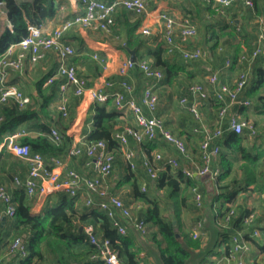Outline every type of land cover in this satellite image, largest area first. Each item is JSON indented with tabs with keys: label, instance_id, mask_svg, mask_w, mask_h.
Listing matches in <instances>:
<instances>
[{
	"label": "built area",
	"instance_id": "obj_1",
	"mask_svg": "<svg viewBox=\"0 0 264 264\" xmlns=\"http://www.w3.org/2000/svg\"><path fill=\"white\" fill-rule=\"evenodd\" d=\"M74 6V13L61 18L50 30L43 31V24H29L27 34L17 43L10 44L7 49L0 54V104L13 99L18 106H26L30 98L17 85L8 80L10 71H20L25 61L35 63L40 60L48 51H53L57 65L55 71L47 76L43 85H47L54 80H58L60 99L57 104V111L63 116L68 115V95L80 99L79 107L90 110L93 103H102L111 98L113 105L119 111L131 112L134 117V125L127 124L121 130L113 132L114 139L122 148V155L131 170L137 166L143 168L151 178H157L159 170L164 166L170 167L173 171H180L185 177L201 179L208 177L215 179L219 173V167L215 165L220 154V140L224 133L232 131L236 134L248 133L249 136H256L258 127L251 119L243 117L240 108H248L251 99L244 97L243 93L247 87L248 77L253 62L259 57L262 58L264 68V15L257 17V35L252 42V49L248 52L245 48L237 55L236 65L239 66L236 76L231 82L220 79L221 71L232 66V58L226 57L221 67L211 70L206 81H195L187 85L186 92L178 99L182 105L194 118L195 124L192 131L198 134V151L195 156L187 145L185 139L173 133L165 125L163 117L156 113L159 101L155 85L160 83L163 72L160 68L153 67L148 59L131 60L129 56L119 60L117 73L121 78L113 79L106 77L100 84L89 85L87 79L81 75L74 63L67 59L74 54V47L66 42L64 33L74 25L98 29L108 32L115 22L114 12L118 5L126 10L141 15L146 11L148 0H68ZM204 4L213 9L215 13H225L226 9L233 5L236 0H201ZM245 5L252 7L253 0H243ZM0 16L5 12L1 8ZM163 24V38L166 44V52L174 54L178 52L185 61L198 60L207 57V48L200 45L187 47L197 34V27L193 20L188 17L176 18L167 11L160 10L157 14ZM6 25L10 23L6 20ZM240 30V27H237ZM147 27L142 28V33H149ZM16 55H13L15 50ZM224 50L223 44H217L216 51ZM92 59L105 69L108 66L106 55L98 52L91 54ZM137 67L144 77L152 80V84L143 87L140 101L136 99V85L129 79V72ZM208 84L212 85V91ZM70 89V90H69ZM217 102L213 123L205 121L201 112V105L211 94ZM27 132L22 128L12 133H6L0 144L15 156L22 158L26 164V174L24 178L14 175L12 183L16 187L23 188L29 198L36 196V203L42 202L46 196L65 192L70 196L86 193L84 204L102 209L112 219L113 227L120 234H127V224H131L141 236L147 234V223L139 219L132 212V207L138 209L141 203L135 201L133 204L125 202L120 196L112 192L108 186V177L114 169L115 152L110 149L105 140L99 139L92 142L74 143L70 146L64 156L45 155L39 151L32 150L31 146L20 141V137ZM50 136L55 143L61 142L60 131L52 127ZM164 142L172 148L176 154H166L162 149H154L152 157H142L138 165L136 152L130 147V141L142 144L146 141ZM84 155L85 172H80L69 166L66 160ZM184 158L188 163H182L179 159ZM145 190V186L141 187ZM193 200L197 207L203 203V194L197 186L191 187ZM15 213V202L12 194L5 184L0 183V222L3 217H12ZM235 215V208L230 206L221 222L228 226L229 221ZM255 213L250 212L244 217L246 225H252L255 220ZM124 220V221H123ZM202 227V221L197 220L193 227V237L198 236ZM90 242L93 243L97 252L92 257L101 259L105 264H122L121 256L117 249L113 248L108 238H99L94 233L92 224L84 227ZM258 230L253 228L252 235H257ZM249 249L248 241L243 237V233L238 231L230 237V251L226 257L217 258L214 261H206L202 264H221L222 260L238 261L237 255ZM9 255L25 256L27 247L20 236H14L8 247Z\"/></svg>",
	"mask_w": 264,
	"mask_h": 264
},
{
	"label": "trees",
	"instance_id": "obj_2",
	"mask_svg": "<svg viewBox=\"0 0 264 264\" xmlns=\"http://www.w3.org/2000/svg\"><path fill=\"white\" fill-rule=\"evenodd\" d=\"M0 2L10 23L7 26L0 18V54L10 44L19 42L27 34L29 24H43L46 20L55 18L60 4L59 0H0ZM120 17L123 23L122 30H125V35L129 36L125 39L124 44L135 50V60L148 59L151 66L162 70V84L172 85L181 76L193 78L192 72L184 64L166 55L165 43L153 47L145 45L142 38H137L131 42L130 35L137 29L139 22H127L128 13L125 10L119 15ZM118 25L117 20L109 31L120 36ZM240 26L241 24L236 22L235 17L229 18L224 25V27H227L226 35L229 38L236 37L240 34L237 30V27ZM214 37L217 39L219 34L218 36L214 34ZM215 44L217 46V43ZM245 49L250 52L252 45L246 46ZM241 50L240 47L239 52ZM225 52V48L219 52L223 55L222 63L226 57H231L232 65L236 64L239 52L234 56L227 55ZM257 63L260 66L258 65L255 68ZM252 67L255 68L254 73L257 75L256 82H252V86L246 88L243 93L244 97L250 99L258 93L259 86L264 83L262 58L256 59ZM132 73L133 75H142L137 67L132 69ZM191 82L195 81L192 80ZM187 85L184 89L185 92ZM56 87V80L44 87L42 86V80H40L37 83V93L40 98L31 97L29 103L24 107L18 106L13 99L0 104V143L4 134L23 128L27 134L22 135L19 139L28 143L32 150L45 155L64 156L71 146V137L66 134L64 127H60L59 130L61 142L55 143L50 136L51 128L62 118L61 114H58L56 118L52 117L49 110V103L54 99ZM185 92L183 91L181 95ZM204 103L211 109H216L217 102L213 98L212 92ZM89 112L83 126V142L103 139L116 154L117 151L121 150V146L114 139L113 132L119 127L121 111L116 109L111 98H108L102 103H93ZM190 116L192 115L190 114ZM29 132H34L35 135H29ZM191 137L193 136L190 134L185 135V138L189 139ZM220 144V154L217 158L220 168L215 183L217 188L222 189L227 187L221 181L230 173L235 154L247 159L248 163H253L263 155V152L259 151L254 156L251 155L243 145V136L232 131L224 133ZM139 145L142 146L143 152L146 153L145 156L148 158L152 157L151 151L157 147L154 141H146ZM141 160L142 157L136 160L139 161L138 165ZM22 161H24L22 158L9 151L0 150V171L7 178L12 179L18 168H24ZM246 165L242 166L246 167ZM170 170H172L170 167L164 166L155 178L156 189L160 190L165 187L166 193H158V196L151 197L138 188L135 177L130 178V176H133V170L126 163L123 179L129 182V194L136 201L146 204V207L138 209L137 214L133 212L134 215L148 224L145 238L139 236L140 244L128 233L120 234L117 232L112 225V219L104 210L95 206H86L83 200L85 197L83 198L80 193L74 196L63 194L59 204L41 213H33L30 211L28 204L29 197L24 189L20 187H15L12 190L15 213L12 220H5L4 224L7 231H4L0 238L12 235V239L18 235L23 239L27 247V254L21 257L18 264H105L101 259L92 257V254L97 252V248L90 242L89 236L83 228L86 224H92L94 233L101 239L108 238L112 247L118 250L122 264H146V256L151 254L156 256L158 264H185V261L195 249L200 247L202 242L199 234L193 237L192 232H184L179 222L181 205L185 204L187 200L185 191L188 187L193 186L195 181L192 178L185 177L180 171L174 170L171 172ZM238 191L237 188L221 194L223 208L217 210L215 218L217 226L221 228L222 242L226 243L225 250L228 252L230 249L228 236L233 234L230 229H233L234 233L242 232L243 237L255 245L258 251L257 254L260 255L259 262L254 258L251 264H264V241L260 243L253 236H250L253 225H246L243 220L245 216L252 212L250 209L242 207L231 218L228 226L222 225L221 220ZM162 200L167 205L169 204L168 208L172 212L170 217L162 213ZM261 231L264 236V226L261 227ZM8 247L9 243L7 250Z\"/></svg>",
	"mask_w": 264,
	"mask_h": 264
},
{
	"label": "crops",
	"instance_id": "obj_3",
	"mask_svg": "<svg viewBox=\"0 0 264 264\" xmlns=\"http://www.w3.org/2000/svg\"><path fill=\"white\" fill-rule=\"evenodd\" d=\"M59 2L60 4L57 9L56 17L46 20L43 23V31H50L61 18L74 13L75 9L71 2H69L68 0H59ZM253 2V6L248 7L245 5L243 0H236L232 6L226 9L225 13H215L212 8L204 4L201 0H148L146 11L141 15H136L126 10L121 5H118L114 12V17L115 21L117 22L118 20L119 23L118 28L120 29V36L110 31L106 32L93 28H85L80 25H74L64 33L65 41L69 42L74 47V54L67 60L75 64L78 72L87 79V83L89 85H94V83L100 84L106 77H110L113 79L121 78V76L117 73L118 63L120 59L129 56L126 48L130 47L124 44L125 39H127V37L129 36L127 34L125 35V30H122L123 23L122 18H119V15L122 13V11L125 10L128 13L127 22H139L137 29L132 33V35H130L129 39L131 40V42L135 41L137 38H142L145 41V45L156 47L162 43H165L163 38V24L162 21L157 17L158 12L160 10H164L172 14L176 18L184 16L190 17L197 27V34L193 38H191L190 42H188L186 46L193 47L194 45H200L204 48H207L209 52V55L207 57L193 61L183 60L178 52L174 54L166 53V55L184 64L186 68L192 72L193 78H195L194 81H206V76L211 70L216 67L218 68L222 66L223 55L216 51L217 46H215V43L223 44L224 48L226 49L225 53L231 56L236 55L239 52L240 47L244 49L246 48V46L252 45V42L257 35V17L260 15H264V0H253ZM1 8L5 12V9L2 6ZM231 17L236 18V22L241 24V28L239 30V35L229 38L226 35L227 27H224V25L225 22ZM0 18L6 24V12L2 16H0ZM252 18L256 21L254 32L251 35H247V33L245 35L243 31L247 32V26L250 25L249 22H251ZM144 27H147L150 32L147 34L142 33V28ZM214 34H216L217 36L219 34V37L216 39V37H214ZM17 50L18 49L15 50L13 55H16ZM93 52H98L101 55L107 56V68L103 69L98 62L92 59L91 54ZM56 65L57 59L54 52L48 51L44 57H42L35 63L25 61L23 64V68L20 71H10L8 80L10 83L17 85L27 96H29L30 99L33 96L40 98L37 93V83L42 80V86L44 87L45 85H43V81L45 77L55 71ZM253 67L251 68L250 74H253L255 70V68ZM238 70L239 66L236 64H233L228 68H224L221 71L220 79L231 82L236 76ZM133 76L134 75L131 70L126 78L135 83L137 87L135 92L136 99L140 101V95L143 87L147 84H152L153 81L144 77V75L142 74L141 76L146 79V82L148 83L138 84L136 83ZM56 82L57 87L55 90V96L53 101H50L49 103V110L52 113V117L55 118L58 117V114L60 115V113L57 111V104L61 96L58 89V80H56ZM159 84L160 83L155 85V90L159 97L156 113L164 118L165 125L167 128H169L166 124V117L172 114V107L174 102L169 97L168 90H166L167 92H160L161 87L170 88V85L162 83L160 85ZM208 87L212 91V85L208 84ZM67 95L68 115L66 117L60 115L62 118H60V121H58L54 125V127L58 130H60V127H64V131L66 132V134L71 137L72 145L74 143L83 142V126L90 113V110L88 111L86 109H81L79 107L80 99L70 94V92H67ZM259 102L260 103H258L257 114H262L264 113V102ZM181 107L186 111V109L182 105ZM250 109L247 108L246 111V108H240V112L244 114V112H249ZM201 112L203 113L205 121L209 124H212L215 117L214 108L211 109V107H208V105L203 102V104L201 105ZM121 113L122 115L119 118L120 123L118 129L121 130L127 124L134 125V117L132 116L131 112L128 111L125 113ZM251 119L256 123L258 127L257 135L249 136L246 132L241 135L243 136V145L248 149L250 154L254 156L259 151H262L264 153V120L262 122L257 120L255 115ZM193 124L194 120L190 126H188V124L185 125L183 120H181L179 121L178 126L172 125L171 129L174 130V132L172 130L173 133L180 135L185 139L191 152L196 156L200 136L192 131ZM28 134L35 135L34 132H29ZM186 134H190L193 137L189 139L185 138ZM130 142L136 152V159H140V157L146 155V153L143 152L141 145L133 141ZM160 142L162 141H158L157 147H155V149H160L158 147L160 145ZM0 150L7 151L4 148H0ZM171 150L172 152H170L169 154H176V152L172 148ZM234 156L235 158L233 159L230 173L221 181V183L226 185L227 187H224L222 189L217 188L215 179L213 180L208 177H203L199 180L193 179L195 181V184L193 186H197L203 194V203L201 207H197L193 200V194L191 191V187L193 186L188 187V189L185 191L187 200L185 201V204L181 205L179 211V222L181 229L184 232L190 233L193 231V227L195 226L196 221H202V227L199 230V235L202 238L201 245L199 248L193 251L191 256L185 261V264H202L206 261L211 262L217 258L226 257L229 253L230 249L228 250V252H226V243L222 242L223 235L221 234V228L217 226L215 214L219 208H223V197L221 196V194H225L232 189L238 188L239 191L236 193L233 201L229 204V207L233 206L235 208V214L242 207H246L254 212L256 217L252 224L253 227L250 230V236H253L260 243L264 241V236L261 231V227L264 226V166H262V157L257 158L253 163H248L247 159L243 158L241 155L235 154ZM85 159L86 158L84 155H78L71 160L66 161L69 166H71L75 170L85 172ZM179 159L182 163H188L187 160L182 157L180 158V156ZM120 160L125 161L124 158ZM217 161L218 159L214 164L219 167L220 164L218 163L219 161ZM115 162H118V165L121 163L119 160H117L116 157ZM22 163L24 165V168H18L15 175H19L21 178H24L26 174L27 164L25 161H22ZM247 163L248 165H246ZM242 165H246V167H243ZM113 170H115V163ZM135 170H133L132 172L133 176H130L131 179H133V177L137 175L136 173H138V170H142L147 177L146 180L148 181V183L151 182V184L155 187V194L166 193L165 187L161 188L160 190L156 189L155 179H150L143 168L137 166ZM170 171L173 172V170ZM124 175L125 172H122L118 176V182H114L113 173H111L107 180L108 186L112 192L120 196L125 202L133 204L136 200L131 194H129V182L128 180L123 179ZM139 180V177H137L136 182L139 183ZM0 183L5 184L11 194L13 188L16 187L12 183V179L7 178L1 171ZM119 184L125 186V192H122L123 190L121 187H119ZM145 184L146 183L144 181L141 182L140 189L142 186H145ZM144 191H146V188ZM63 194L67 193H52L43 198L42 202L38 204L36 203V196L34 198H29L28 204L30 207V211L33 213H41L44 210L59 204L61 196ZM80 194L83 196V198L86 197V193L84 191H81ZM140 203L141 207H139L138 209L146 207L145 203ZM168 205L166 203L164 206L161 204V207L163 206L166 208L165 210H163L162 208V213L170 217V214L172 212L168 208ZM207 205H209L208 208H206ZM138 209L132 207V212H134V214H137ZM12 218L13 217L6 216L2 225V221L0 222V235H2L4 231H7V228H5L4 224L5 220H12ZM253 228L258 230L257 235H252ZM127 230V233L132 236L137 243L140 244V233L131 224H127ZM230 230L231 233H234L233 229ZM8 237L10 238L6 244V249L3 248L4 246H0V264H18L21 256L8 254L7 246L12 236L9 235ZM230 237L231 236H228L229 248ZM247 241L249 243V249L237 255V259L238 261L240 260V263L234 260L227 261L223 259L221 264H251L254 258L259 262L260 255L257 254L258 251L255 245L248 239ZM152 249L154 250L153 246ZM145 263L158 264L157 258L154 254L146 256Z\"/></svg>",
	"mask_w": 264,
	"mask_h": 264
},
{
	"label": "rangeland",
	"instance_id": "obj_4",
	"mask_svg": "<svg viewBox=\"0 0 264 264\" xmlns=\"http://www.w3.org/2000/svg\"><path fill=\"white\" fill-rule=\"evenodd\" d=\"M254 19H256V18H254ZM256 21L255 20H253V18L251 19V22H249L250 23V25H248L247 27V32L245 31H243V33L246 35V33H247V35H251L253 32H254V28H255V23ZM259 65V63H257L256 64V67L255 68H257V66ZM260 66V65H259ZM255 72V71H254ZM254 72H253V74L251 73V74H249V77H248V83H247V87L246 88H249V87H251L252 86V82H256V79H257V75L256 74H254ZM134 79H135V81H136V83H148V82H146L147 80L146 79H144L141 75H137V74H135L134 76ZM195 78H185L184 76H181L180 78H179V80L176 82V83H174V84H172V85H170V88H163V87H161L160 88V92H167L166 90H168V92H169V97L173 100V102H174V104H173V107H172V114L171 115H168L167 117H166V124H167V126L171 129L172 127V125L173 126H178V124H179V121H181V120H183V122H184V124L186 125V124H188V126H190L192 123H193V117L192 116H190V114L188 113V112H186L182 107H181V105L179 104V102H178V99H179V96L182 94V92L184 91V89H185V86L188 84V83H190L192 80H194ZM160 85V84H159ZM161 95H162V93H161ZM264 100V83H262L260 86H259V88H258V93L254 96V97H252L251 98V104L249 105V112H244V115H243V117H246L247 116V118L248 117H251V118H253V116L255 115V117L257 118V120H259V121H263L264 120V113H262V114H257V108H258V103H260L259 101H262V103L264 102L263 101ZM246 111H247V108H246ZM249 114V115H248ZM251 114V115H250ZM128 121H129V119H128ZM173 129H171V131H172ZM173 132H174V130H173ZM177 133V132H176ZM130 147H132V145H131V142H130ZM160 149H162V150H164L165 151V153L166 154H169L170 152H172V150H171V148H169L164 142H160V145L158 146ZM133 148V147H132ZM262 157V166H264V153H263V155L261 156ZM116 158H117V160H119L121 163L118 165V162H115V170H113L112 171V173H113V181L114 182H118V176L122 173V172H125L126 171V163H125V161H121L120 159H123V156H122V151L121 150H119V151H117V153H116ZM118 167H119V169H118ZM117 168V169H116ZM136 171V170H135ZM132 172V171H131ZM138 173H136L137 175L135 176V179L137 178V177H139V183H137V186H138V188L140 189V186H141V182H145L146 184H145V188H146V191H145V193L147 194V195H149V196H151V197H153V196H158V194L156 193H154L155 192V187L151 184V182L150 183H148V181L146 180L147 179V177H146V175L144 174V172L142 171V170H138L137 171ZM146 177V178H145ZM115 185H116V183H115ZM119 187H121L122 188V192H125L126 191V188H125V186L123 185H120ZM161 204L164 206L165 205V202L162 200L161 201ZM162 206V208H163V210H165L166 208L165 207H163ZM209 207V205H207V207L206 208H208ZM12 236V235H11ZM8 235L6 236V237H1L0 238V246H4L3 248L4 249H6L5 247H6V244H7V242H8V240H9V238L10 237H8ZM7 239V240H6Z\"/></svg>",
	"mask_w": 264,
	"mask_h": 264
},
{
	"label": "water",
	"instance_id": "obj_5",
	"mask_svg": "<svg viewBox=\"0 0 264 264\" xmlns=\"http://www.w3.org/2000/svg\"><path fill=\"white\" fill-rule=\"evenodd\" d=\"M126 49H127L128 53H129L130 59L131 60H135V50L133 48H126ZM4 219H5V217H3V219H2L1 225H2V223L4 221Z\"/></svg>",
	"mask_w": 264,
	"mask_h": 264
}]
</instances>
